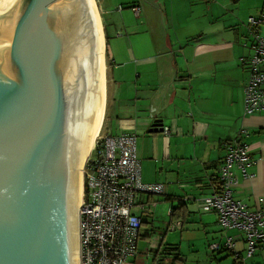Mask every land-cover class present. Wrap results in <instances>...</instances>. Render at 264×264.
<instances>
[{
	"label": "crops",
	"instance_id": "crops-1",
	"mask_svg": "<svg viewBox=\"0 0 264 264\" xmlns=\"http://www.w3.org/2000/svg\"><path fill=\"white\" fill-rule=\"evenodd\" d=\"M115 1L126 2L124 7L129 9L138 6L141 11L138 17L127 10V17L110 16L107 20L103 15L105 9L112 10L113 2L97 0L108 73L104 127L109 118L118 126L115 133L106 134L136 133L143 182L166 185L168 195L160 198L171 204L170 212L182 204L187 211L184 220L166 228L170 231L169 226L179 224L175 232L180 236L163 251L160 243L139 250V242L148 238L140 230L133 260L135 264H161L171 256L169 264H240L245 255L243 234L223 232L216 215L200 210L197 200L212 192L210 178L225 154L222 144L234 140L238 131L246 128L253 164L247 169L250 177L240 178L234 198L250 210L264 211V113H243V88L249 73L242 72L240 108L234 110L232 107L238 103L233 85L229 88L224 78H215L210 70L235 49L232 38L236 22L247 16L240 17L242 0ZM261 1L259 14L264 20V0ZM226 15L228 20L219 23ZM259 31L264 34L263 27ZM243 48L248 55L240 58L242 63L251 55L247 46ZM154 121L168 127L170 134H149ZM147 222L144 217L142 227ZM226 236L232 237L239 259L229 251L209 250L212 243L223 244ZM165 239L162 236L159 241ZM244 264H264V248Z\"/></svg>",
	"mask_w": 264,
	"mask_h": 264
},
{
	"label": "water",
	"instance_id": "water-1",
	"mask_svg": "<svg viewBox=\"0 0 264 264\" xmlns=\"http://www.w3.org/2000/svg\"><path fill=\"white\" fill-rule=\"evenodd\" d=\"M101 99L86 0L0 9V264H74L75 249L79 263L77 174Z\"/></svg>",
	"mask_w": 264,
	"mask_h": 264
},
{
	"label": "built area",
	"instance_id": "built-area-1",
	"mask_svg": "<svg viewBox=\"0 0 264 264\" xmlns=\"http://www.w3.org/2000/svg\"><path fill=\"white\" fill-rule=\"evenodd\" d=\"M130 10L135 17L141 11L138 6H131ZM246 24L253 44L247 58L249 77L243 88V113L252 116L264 113V36L259 31L264 24L263 16L249 17ZM161 133L168 136L170 130L163 127ZM248 136V130L241 128L234 140L222 144L225 154L216 174L210 178L212 192L197 200L200 210L216 215L223 232L243 234L245 255L241 258L232 237L226 236L223 244L208 246L211 252H231L236 259L240 258V264L264 248V211L250 210L234 198L240 178L250 177L247 169L253 164L246 142ZM167 195L166 185L143 182L136 133L100 132L82 168L79 264H135L133 258L144 217H152L156 207L151 198ZM178 226H169V230Z\"/></svg>",
	"mask_w": 264,
	"mask_h": 264
},
{
	"label": "rangeland",
	"instance_id": "rangeland-1",
	"mask_svg": "<svg viewBox=\"0 0 264 264\" xmlns=\"http://www.w3.org/2000/svg\"><path fill=\"white\" fill-rule=\"evenodd\" d=\"M16 1L18 0H14L11 5L16 3ZM95 2L98 8L97 0H95ZM111 2H113L112 10H111V7H109L108 9H105L107 11L105 12V15H103L107 20H109L110 16H112L113 18H117L118 16H120V19L121 17H127L126 13L131 10L129 8L124 7V4L126 2L119 3V2H116L115 0H111ZM102 3H103L102 5H104L105 1ZM240 6H241L240 7V10H241L240 17L246 16V15L247 16L244 17V19L241 18L243 21L238 19V21L236 22L237 27L234 30V38H232V42L235 44V49L230 52V56H228L225 60L217 64H214L210 67L211 75L214 74L215 78H224V84L225 83L228 84L229 88L233 85V88L235 89L234 94H235V97L238 103V105L236 106L234 105V107H232L234 110H239L240 108L239 106V103H240L239 83L241 82V78H243L242 72L248 71L247 60H243V63L240 62L241 57L246 55V53L248 55L247 50H245L243 47L247 46L250 49V47L253 44V36H251V34L249 33L248 25L246 24V20H247L246 18L258 17L261 14L260 12L262 11V7H263L261 0H257V3H255L253 0H242V3ZM120 12H123V13L119 14ZM248 13H250L249 14L250 16L248 15ZM227 20H228V17L226 15V19L222 18L219 23L226 22ZM129 22H133V21L129 20ZM261 27L264 28V24ZM227 33L228 32H226L225 34ZM232 52L234 53L235 56H233ZM106 65H107V61H106ZM227 78H230L234 81L231 82V80ZM107 79H108V73L106 75V80ZM228 97H229V94H228ZM107 103H108V94H106V104ZM108 112H109V115H111L110 108L108 109ZM117 130H118L117 123L115 122L114 119L109 118L107 119L105 123V127H104V121H103V126L100 132L101 134L106 133V132L115 133ZM154 197H156V200L154 199ZM160 197L164 198L165 196H152V200L156 201V207L153 209L152 217L148 218L147 224L141 228V233L148 235V238L146 242L144 241L139 242V246H138L139 250L141 249L145 250L148 246L153 247L155 245L157 246V244L159 245L160 243V245L162 244L161 250L163 251L166 245L168 244L172 245L176 243L177 241H179V236H180L179 232H175V230L174 231H168V229L166 230V228H168V225H169V207H171V204L169 202H165L161 200ZM189 229H191V226L189 227ZM162 236H165L166 238L165 242H163V240L159 241L161 240ZM170 260H171V256H167L166 259L161 262V264H169Z\"/></svg>",
	"mask_w": 264,
	"mask_h": 264
},
{
	"label": "bare ground",
	"instance_id": "bare-ground-1",
	"mask_svg": "<svg viewBox=\"0 0 264 264\" xmlns=\"http://www.w3.org/2000/svg\"><path fill=\"white\" fill-rule=\"evenodd\" d=\"M13 1L14 0H0V9L11 6ZM86 4H87L88 13H89L91 26L93 30L98 70H99L100 83H101L102 99H101V114H100V120L98 123V127L94 135L90 139L80 171L77 174V206H76L75 217H74L75 230H76V225H77V220H78V210H79V207L82 201L81 200L82 198V168L93 147L95 138L101 131L103 120H104V114H105V104H106V63H105V57H104V35H103V29H102V22L99 17V11L96 6L95 0H86ZM74 264H79L76 249H75V255H74Z\"/></svg>",
	"mask_w": 264,
	"mask_h": 264
},
{
	"label": "trees",
	"instance_id": "trees-1",
	"mask_svg": "<svg viewBox=\"0 0 264 264\" xmlns=\"http://www.w3.org/2000/svg\"><path fill=\"white\" fill-rule=\"evenodd\" d=\"M187 216V211H186V207L184 206V204L180 205L179 207L175 208V209H171V212L169 214V224H172L173 222L176 221H182L185 219V217ZM167 247H171L169 245H167ZM176 250V249H173ZM178 259V256L175 258Z\"/></svg>",
	"mask_w": 264,
	"mask_h": 264
}]
</instances>
